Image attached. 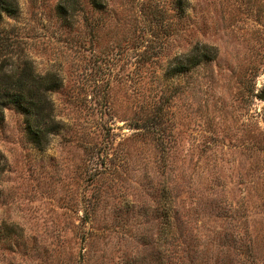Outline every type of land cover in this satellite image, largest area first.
I'll return each instance as SVG.
<instances>
[{"label":"rangeland","instance_id":"1","mask_svg":"<svg viewBox=\"0 0 264 264\" xmlns=\"http://www.w3.org/2000/svg\"><path fill=\"white\" fill-rule=\"evenodd\" d=\"M79 2L0 18V61L61 82L45 147L3 110L0 264H264V0Z\"/></svg>","mask_w":264,"mask_h":264},{"label":"trees","instance_id":"2","mask_svg":"<svg viewBox=\"0 0 264 264\" xmlns=\"http://www.w3.org/2000/svg\"><path fill=\"white\" fill-rule=\"evenodd\" d=\"M94 9H100L104 0H88ZM79 0H58L56 10L66 25L80 9ZM18 10V0H0V18ZM217 55L214 46L195 44L188 52L173 58V71H190L196 66L213 60ZM4 57L0 61V121L3 110L11 107L21 113L27 141L45 147L58 128L53 114L51 93L60 85L59 76L52 71L37 72L28 58L19 61Z\"/></svg>","mask_w":264,"mask_h":264},{"label":"water","instance_id":"3","mask_svg":"<svg viewBox=\"0 0 264 264\" xmlns=\"http://www.w3.org/2000/svg\"><path fill=\"white\" fill-rule=\"evenodd\" d=\"M260 99H264V92L260 95Z\"/></svg>","mask_w":264,"mask_h":264}]
</instances>
